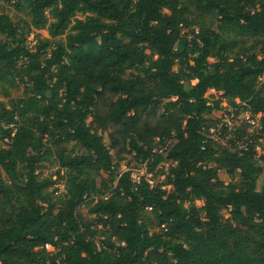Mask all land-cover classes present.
Here are the masks:
<instances>
[{"label":"trees","instance_id":"16d2710c","mask_svg":"<svg viewBox=\"0 0 264 264\" xmlns=\"http://www.w3.org/2000/svg\"><path fill=\"white\" fill-rule=\"evenodd\" d=\"M257 2L0 0V264H264V157L208 137L235 100L264 131Z\"/></svg>","mask_w":264,"mask_h":264},{"label":"built area","instance_id":"2783aa9c","mask_svg":"<svg viewBox=\"0 0 264 264\" xmlns=\"http://www.w3.org/2000/svg\"><path fill=\"white\" fill-rule=\"evenodd\" d=\"M260 4L264 5V0H258L254 9H258ZM29 46H31L29 44ZM264 75V74H263ZM208 93H213L209 90ZM227 114L219 123L214 124L208 130V137L219 145L221 148L231 152L242 154L249 147L253 150L254 158L257 163L262 165L264 157V131H262L260 123V112L252 113L245 101L235 100L233 104L226 106ZM245 125L244 133L239 136L236 130ZM7 142V139H5ZM173 142V139L166 138L157 140L153 145V152L163 153ZM144 177L150 183L149 177L144 172H137L130 169V177L134 182H139L141 177ZM138 177V178H137ZM151 184V183H150ZM53 247L50 244L45 246V249L51 252L48 247ZM97 246H99L97 244ZM54 250V249H53ZM52 250V251H53Z\"/></svg>","mask_w":264,"mask_h":264},{"label":"rangeland","instance_id":"374dc122","mask_svg":"<svg viewBox=\"0 0 264 264\" xmlns=\"http://www.w3.org/2000/svg\"><path fill=\"white\" fill-rule=\"evenodd\" d=\"M0 11L7 13L11 17V19L15 22H19L20 19H26L27 18L22 12L14 11L12 6L7 5V4H0ZM76 17L83 19L85 17V15H83L82 13H77ZM24 34H26V30H24ZM26 35H27L28 41H30V45H32L35 43V40L37 37H45V36H47V33L44 29H40V30L34 29V30H32V33L26 34ZM192 82H195V80H193ZM263 83H264V75H261L258 78V86H263ZM22 90H23L22 84H19L16 87L8 89L11 97L20 96L22 94ZM263 91H264V87H263ZM0 98L4 99L3 95L1 93V89H0ZM209 120L212 121V116L209 117ZM103 141L105 144H108L106 134H104V136H103ZM2 145H3V143L0 140V146H2ZM67 145H68L67 148L69 149V147H71V143H68ZM119 165H120V171L121 170L124 171V170H128V169H134L138 173L139 172L146 173L147 177H149V180H150V183L152 186H159L164 179L163 175H154L153 173H147L146 172L147 168H148L147 163L140 165L130 155H126L124 160L119 162ZM163 165H164V167L167 166L166 163H164ZM56 169H57V165H56V162L54 160L44 162L39 169V172H40L39 175H40V177L48 176V175H51L52 177H54V172L56 171ZM61 172H63V170H61ZM0 175L3 178L5 177L1 168H0ZM138 177H141V176H138ZM259 185H260V180L257 181V188H259ZM62 187H63L62 182H59L55 186L52 187L53 189L55 188V190H52V188H49V191H53L54 195H58L60 193V191L62 190ZM163 187L166 189H169V186H163ZM202 203L203 202L201 200L196 201V205H198V206L202 205ZM78 211L80 213L86 214V208L83 206L79 207ZM222 214H223L224 218L228 216L226 210H222ZM152 230H157V228H153ZM48 249L50 251H52L54 249V247L49 246Z\"/></svg>","mask_w":264,"mask_h":264}]
</instances>
